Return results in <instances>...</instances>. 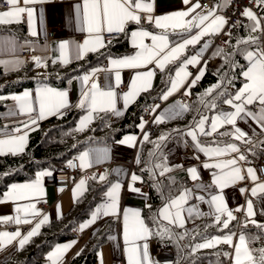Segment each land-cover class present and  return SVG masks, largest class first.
<instances>
[{
	"label": "snow or ice",
	"instance_id": "obj_1",
	"mask_svg": "<svg viewBox=\"0 0 264 264\" xmlns=\"http://www.w3.org/2000/svg\"><path fill=\"white\" fill-rule=\"evenodd\" d=\"M9 7L5 11H0V24L21 23L26 16L27 22L30 26V35L36 36L37 31L35 27V13L36 9L31 5L41 4L44 0H3ZM182 3L186 7L183 10L173 11L168 14H162L159 16L154 15L155 12V0H83L82 4H77L76 11L78 19L81 21V31H87L89 33L88 39L84 40L82 44L70 42L64 40L59 43L58 50L60 53L59 59L62 63L68 64L71 59L80 60L88 52H100L101 49H105L111 44L112 40L117 39L120 34L129 35L126 32V28L130 23L139 25L141 23V13L145 14V22L149 24H155L156 27L164 30L162 34H153L143 28H138L130 33L132 44L138 50L132 54L119 58H112L110 63L114 69H117L116 84L121 83V75L119 69H132L135 70V76L131 80L129 90L123 93L124 107L130 103H134L135 99L141 92H147L152 87V78L155 76V69L148 68V65L155 64L159 69L163 70L167 64L180 61L177 70L175 71V78L170 80V87L166 92L162 94L163 100H168L169 96L179 91L186 82L189 86H194L199 80H201L206 71L207 62L197 69L198 74L190 82L187 80L192 75L187 71L189 65H200L203 59V53L207 51L211 41L206 42L196 54L181 60V56L185 54L189 46L197 45L201 39L205 36H212L217 33L223 32L225 25L228 24V20L223 15H217L218 7H225L231 3V0H220V4L213 6L211 9H206L203 14L197 12V9H202L200 0H182ZM255 4L258 7H264V0H255ZM22 5V6H21ZM242 15L253 21L251 31L255 32L260 30L264 32V28L261 27V20L264 17H257L256 13L251 8H245ZM176 32L177 34L189 33L187 38H183L181 42L170 44L168 39V30ZM195 30V34H191ZM230 35V33H229ZM151 38L152 44L148 45L144 43L145 38ZM14 45V41L12 42ZM227 43V42H226ZM237 44L258 45L255 51H246L245 59L248 61L246 70H242L241 74L245 78V81L241 88H239L234 95L227 96L223 103L231 106L234 111L222 112L218 114L210 123V129L206 130L205 124L208 122V118L202 116L196 123L195 129L188 132V135L193 140H197V129L200 134L205 136H211L218 131V128L224 125L233 126L231 132H221L220 135L233 136L237 141H243L244 144H251V137L248 133L242 131L239 127H236L237 119L244 120L251 118L254 120L261 129H264V46H259V37L249 36L247 40H239ZM71 45V46H70ZM2 50V49H0ZM103 55V53H101ZM111 54L109 53V56ZM214 56L223 55V49H217ZM234 53L228 54L225 58V62L229 63L231 67H242L231 60ZM37 67H47V58L40 56H33ZM25 63L22 60L3 61L0 60V64L13 65L14 67H20ZM56 63V60H53ZM140 69H147L146 71H139ZM100 71H108V69H93L91 73L85 74L81 77L82 82L91 81V87L87 91H82L80 101L75 107L86 109L87 115L81 118L77 131H83L95 118L93 113L97 115L100 112H111L113 115L119 117L123 115V112L116 107V101L118 93L115 88L108 84L106 90H102L94 77L96 73ZM221 82H224V77H221ZM71 83V81H69ZM228 84L232 81L228 80ZM221 87L218 83L206 90L205 95L211 94L215 89ZM224 91L219 92L218 96H225ZM5 99V97H0ZM11 99L19 102L20 111L26 114L35 113V118L30 119L27 122H21L20 126H17L13 133L6 134V139H0V155H18L24 152L28 139V131L35 130L33 126L38 125V121L46 119L48 116H55L64 114V110L71 107L68 100L67 91H57L49 87H41L37 90L35 97L38 100V107L33 106V94L30 91H25L21 95L12 96ZM259 105V110L253 112L248 109L249 105ZM178 107L171 109H165L164 112L156 117V122H163L166 118L172 119L177 115H182L184 111L188 110V105L177 102ZM160 106L154 105L152 111H155ZM212 108L216 107L215 102L211 104ZM144 123L142 122L139 127L143 129ZM264 134V132H262ZM145 141L148 140V135L143 136ZM161 141L166 139L165 136L159 138ZM137 137L128 136L121 140L120 144H130L135 146ZM198 143V142H197ZM261 143H264L262 141ZM202 152H205L209 157H221L231 153H237L236 157L218 161L214 164H204L205 168H217L221 170V174L214 179L215 185L218 186L219 192L212 195L208 204L214 206L210 213H203L195 206L185 208L188 200L192 196L191 189H184L180 194L174 198L167 199L163 208L153 215L152 222L157 225L156 229L150 228L148 223L141 216L140 210H128L123 214V231L124 241L127 247L128 264H153L148 254V244L146 242L152 236L164 238H171L173 233L170 227H165L160 230L161 221H167L169 225H175L177 227H184L185 219L184 213L186 212L189 217L212 215L214 217V223L220 225L222 229H228L231 221L236 219L233 214V210H229L224 199L223 190L231 185L236 184L238 181L245 179V174L252 181H257L259 177L256 174V169L248 167L242 169L240 162L246 161L247 157L240 152V148L236 143L227 144L225 147H202ZM251 150V149H249ZM89 152L82 153L78 159L80 166L91 167V161L89 160ZM107 156V150H105V157ZM100 155L96 156V161L99 162ZM139 162V161H137ZM71 161L69 164L71 165ZM157 168H163L160 175L165 172L171 171L170 168L163 165H156ZM227 169V171H225ZM151 171V170H149ZM191 175L192 180L199 179L197 169L195 167L187 169ZM50 171H42L37 174V179L31 183L25 184H13L6 194V200L23 201L28 200L36 195H43L44 189L42 187L41 178L44 176H50ZM96 177L94 176L93 179ZM107 178V173L99 176L101 181ZM155 173L153 172V179ZM143 182V178L135 173L131 174V182L133 186L129 187V191L132 193H138L142 196H146L140 188L135 187L136 182ZM85 181L81 180L80 184L83 185ZM159 191V185H153ZM79 187V186H78ZM202 187V185H197ZM122 189L120 182H116L110 185L109 191L106 196L111 200L110 204L101 205L92 214L91 218L84 224L80 225V230L88 228L94 224L96 220L102 216L118 215V201L119 193ZM61 191L63 189H60ZM242 192L248 191V189H241ZM258 193H264V183L256 184L251 188V195L257 196ZM161 195L163 193L161 192ZM203 201L204 197H198ZM147 208H151V204H146ZM105 209H110L105 210ZM243 208H238L235 211H242ZM16 212L17 216L12 217H0V221H14L16 224L31 223L27 218L21 219L19 214L23 213L26 217L28 214L37 216L39 213L35 209V204H17ZM131 213V219L129 216ZM255 212L253 210V203L251 200L247 201L246 217H253ZM221 217H226L221 220ZM49 222V217L45 215L26 235L21 234L19 230L14 233L0 232V249H2L6 243L11 244L13 241H17L20 249L29 243L32 237L39 234V230L43 224ZM255 225L258 228H264V224H257L252 219L245 220L244 227L248 226V223ZM187 235V233H185ZM235 232H230L223 237H213L210 240H206L204 243H199L195 246L196 249L215 247L220 243L228 244L234 248V255L231 253H223L225 256L232 258L233 264H264V248L250 249L248 247L249 239L241 232L238 236L237 243L233 244V238L236 237ZM253 241L258 240L259 237H252ZM75 241L72 242L74 244ZM72 244L58 245L54 252L48 254L49 259H53V264L59 260L61 255L67 252L72 247ZM255 253V255H254ZM79 255V253H77ZM158 264V262H156Z\"/></svg>",
	"mask_w": 264,
	"mask_h": 264
},
{
	"label": "crops",
	"instance_id": "obj_2",
	"mask_svg": "<svg viewBox=\"0 0 264 264\" xmlns=\"http://www.w3.org/2000/svg\"><path fill=\"white\" fill-rule=\"evenodd\" d=\"M192 2L195 3V0H192ZM82 3H83V0H44V2L41 4L31 5L32 7L36 9L35 27H36L37 35L36 36L30 35V26L27 22L26 16L24 17L21 23H25L29 38L21 39L18 36L10 32H0V49H2L0 50V60L14 61V60L19 59L27 63L28 61L34 62L32 60L33 56H40L42 58H47V64L48 62H53V60H56V62L62 63L59 59L60 53L58 50V45L60 42L64 40H68L70 42L82 44L84 40L88 39L89 37V33L86 30L81 31L82 24H81V21L78 19L76 7H75L77 4H82ZM200 3H201V0H200ZM211 3L212 5L209 8L202 7V9H197V12H200L201 14H203V12L206 9H211L213 8V6L220 4V0H211ZM8 7L9 6L6 3H4L3 0H0V11H5L8 9ZM186 7L188 6H185L182 3V0H155V12L153 14L156 16H159L162 14L171 13L173 11L183 10ZM226 7L227 6L222 7V8L218 7L217 15H223L227 19L226 14H225ZM260 8L262 9L264 7H260ZM257 17H261V16L257 15ZM11 24H16V23H11ZM129 25H132L130 33L132 31L137 30L138 28H143L149 32H152L153 34H162L164 32V30L156 27L155 24H149L145 21L141 22L139 25L135 23H130ZM261 27L264 28L262 23H261ZM258 31L260 32V30H257V32ZM51 33L53 34L51 35ZM191 34H195V30H193ZM188 35L190 34L183 33L181 35V34H177L176 32H172L170 29L168 30V39L170 41V44L172 45H174L175 43L181 42V40L183 38H187ZM209 40L211 41L210 46L207 49V51L203 53V59L201 60L200 65H189L187 68V71L192 73V75L187 78L189 82L192 79H194V77L198 74L197 69L203 66L205 61L207 62V64L214 63L216 61L215 59L211 57L213 48L216 45H222V44L221 43L215 44L213 43L210 36H205L203 39H201V41L197 45L189 46L184 54V56H187V57H190L196 54L197 52H199L200 48ZM13 41H14V45L12 43ZM144 43L151 45L152 44L151 38L150 37L145 38ZM129 44L132 47L131 53L122 55V56L108 57L104 61L103 64L99 66H94L91 69L69 80L71 81V83L68 82V84L65 87H58L56 85H51V84H39L33 87L23 88L15 93H12L9 95H3L0 97H8L11 99L12 96L21 95L25 91H30L33 94V106L38 107V100H36L35 97L37 95V90L39 88L49 87L57 91H67L68 100L70 102V105L72 106L64 110V114H65L71 108L75 107V105L80 101L82 91H87L91 87V81L82 82L81 77H83L85 74L91 73L92 70L96 68L108 69V71H100L96 73V77H94V79L97 80L99 87L102 90H106V86L108 84H111L115 88L116 92L118 93L116 107L117 109L121 110L124 115L128 107L133 103H130L127 106V108H125L124 100H123V93L129 90L131 80L135 76V70L119 69L120 75H121V83L117 85L116 76H115L117 69H114L112 67L110 60L112 58H119V57L134 54L138 49L133 46L130 34H129ZM259 46H264V32H262V36H260ZM26 47H29L35 51V53L31 57H27L23 54V50ZM257 47L258 45H254L248 51H255ZM243 58L245 61L244 70H246L248 61L245 59V55ZM74 60L75 59H71V61H74ZM170 64L171 63L167 64L163 70L159 69L155 64L148 65V68L155 69V76L152 78V87L147 92H151L158 88L159 82L161 81L162 74L169 67ZM22 66L14 67L11 64L9 65L0 64V68L4 69L5 71H14V70L21 68ZM177 67L173 71L171 79L175 78V71L177 70ZM36 69L38 72H41V73H45L46 71V67L36 66ZM146 70L147 69H140L139 71H146ZM100 78H102V85H100V80H99ZM169 87H170V82H169L168 87L161 93V95L158 98H161L162 94L166 92ZM192 87L193 86H189V83L186 82L185 85L179 89V91L169 96L168 100L165 101L161 98L162 102L158 104L160 107L157 108L155 111H152L151 113V120H152L153 125L157 126L158 124L163 123L165 121L183 118L186 115L187 111H184L182 115L175 116V118H172V119L166 118L163 122H160V123L156 122V117H159L164 112L165 109H171L173 107H178L177 102L187 105V101L191 98ZM147 92H141L140 95L143 93H147ZM140 95L135 99V101L140 97ZM11 101L14 102V106L3 112H0V118L4 119L5 122L8 124L0 128V139H6L7 138L6 134L13 133L14 129L17 126L21 125L20 123V125L14 126L12 125L13 122L19 119H23L22 122H27L30 119L35 118V115H36L35 113L26 114V113L21 112L19 108V102L13 99H11ZM154 105H157V104H154ZM79 109H82V108H79ZM248 109L253 112H257L259 110V105H255V104L249 105ZM229 111H234V109L231 106L227 105L226 108L214 112L209 122L205 124L206 130L210 129L211 121L218 114L222 112H229ZM87 114H88L87 110L83 109V113L80 115L77 121V128L79 127L81 118H83ZM123 115L117 117L112 114V118L118 119L122 117ZM55 116H60V115H55ZM93 116H95V113H93ZM50 117H53V116H48L47 118H50ZM46 119L38 121V125L33 126L34 129L35 130L38 129L41 123ZM142 122H146V121L141 119L139 125ZM195 127L196 125L193 127L178 131L175 134L171 135L164 142L161 148V151L165 155V159L167 161V168H170L171 171L165 172L163 175L168 179L170 183L181 185L179 192L171 198L178 196L180 192L183 191L184 189H191L192 196L184 207L187 208L190 206H195L198 208L199 211L203 213H210L213 210L214 206H210L208 204V200H210L212 195H215L219 192V188L217 185H215L214 179L216 176L221 174V170L217 168H205L204 164L206 163L214 164L218 161H223L226 159L236 157L238 154L231 153V154H227L221 157H209L205 152H202L200 148L202 147H205V148L221 147L223 148L227 144L236 143L238 147L240 148V152L243 153L247 157L246 161L240 162V166L242 167V169H247L248 167H252L255 169L254 162L257 160L258 156H260L259 153L261 152L264 153V143H261L262 141H264V134H262V132H264V129H261L260 126L251 118H246L244 120L237 119L236 127H239L242 131L248 133V136L251 137V141H252L251 144H244L243 141H237L234 139L233 136H229V135H222L223 137H226L229 139V141L227 142L208 143V142H203L201 140L202 134L199 133L198 129H197V140H193L192 137L188 135V132L192 129H195ZM232 128L233 126L224 125L223 127L218 128V131L216 133L231 132ZM32 131L34 130L28 131L27 143L29 140V134ZM150 133L151 131L147 129L146 123H144L143 129L139 127V131L137 133L125 134L119 140L111 144L96 143V144H92L88 146L87 148L83 149L78 154H76V156L79 157L82 153L86 151L89 152L90 154L89 160L91 161V167H83V168L81 167L82 171L85 172L87 175L77 178L76 180L72 182L69 188L63 189L62 191L58 188H55L53 185L46 183L45 176H44L41 178L42 187L44 189L43 195H36L34 197H31L28 200H23V201L6 200L5 198L6 194L9 192L13 184L31 183L37 179V174L39 172L49 171L48 169L39 170L35 174V176L31 179H27L21 182H14L10 184L9 187L0 195V217L17 216L18 213L16 212V206L18 203L19 204H29V203L35 204V209L39 213V215L32 216L31 214H28L25 217L23 213L19 214L22 220L27 218L28 220L31 221V223L16 224L14 221H6V222L0 221V232L14 233L17 230H19L23 236V235H26L41 219H43L45 215L49 217V222L60 218L63 214H65L72 207V205L77 200V198H79L86 191L88 177L96 169L104 168L105 170L103 174L107 173L106 179L108 178L112 179L111 184L120 182L122 185V189L119 193L118 215L116 216L114 215L102 216L101 215L94 224L90 225L88 228L81 231L80 225L88 221L91 218V215H90V217H88L85 221H83L77 228L78 233H79L78 236L75 237L73 240L63 241V242L56 244L54 247H52L47 252L46 259L42 264H53V260H55L56 258L54 257L53 259H49L48 254L50 252H54L58 245L72 244V242L75 241V243L72 244V247L68 249L67 252L63 253L61 257L59 258V260L56 261V264H70L72 258L75 255H77V253L82 251L83 247L85 246L88 240H90L94 235H96L97 232L101 228L105 227L109 219H112L113 223H112L110 232L107 234L105 238V241L98 249L97 261L95 262V264H128V258H127L128 257V253H127L128 246L125 244V241H124L123 214L125 211H128V210H132V211L140 210L141 216L144 219L143 209L146 206V204H149L150 202V193H149L148 185L146 183L144 176L141 173H139L137 169V166L139 163L137 161H140L141 148H142V144L145 141L143 139V136L147 134L149 137ZM128 136L137 137V140L134 142L135 146H132L130 144H120L119 143L121 140H123L125 137H128ZM105 150H107L106 157H105ZM97 155H100L101 157L99 162L96 161ZM193 167L197 169V173L199 176V179L197 180H192L190 173L187 171V169H190ZM225 171H227V169H225ZM132 173H135L143 178V182L138 181L135 183L134 186L137 188H140L143 193L147 194L146 196H142L138 193H132L129 191V187L133 186L131 182ZM81 180L85 181L83 185L80 184ZM259 183H264V180L258 179L257 181L254 182L249 177H247V175L245 174L244 180L238 181L236 184L231 185L223 190L224 199L226 201L228 209L233 210V214L236 216V219L243 221V223H245L246 219L248 221L254 219L256 222H258L257 215L264 216V193H258L257 196L251 195V188L255 187L256 184H259ZM197 185H202V187H197ZM109 187L106 190V193L109 191ZM241 189H248V191L242 192ZM200 196L204 197L203 201L198 199V197ZM248 200H251L253 203V210L255 212V215L253 217H246ZM40 202H43L45 206L44 207L40 206L39 205ZM110 203H111V200L106 196V199L104 201L98 203L95 206L93 212L101 205H107ZM164 204L160 207V209L163 208ZM238 208H243V210L235 211ZM105 210L110 211V209H105ZM183 215L185 219V224H184L183 229H185L186 231L190 233L193 232L198 227L200 222L205 217H213L212 215L189 217L186 212ZM129 216L131 219V213H129ZM224 218L226 217H221V220H223ZM164 222L169 224L167 221H164ZM171 226H175V225H171ZM178 228H181V227H178ZM235 233L237 235L236 237L233 238V244L237 243L240 232H235ZM227 234L229 233H225L222 235H215L213 237H223ZM213 237L206 239V240H210ZM4 239H5V245L2 249H0V263L3 261L9 260L14 255V253L19 249V246H18L19 238L17 239V241H13L11 244H7L6 238ZM206 240L202 241L201 243H204ZM143 242H146L148 244V254L153 264H156V262H158V264H169L173 260L175 253L172 247L158 246L156 240L153 237H150L149 239H147V241H142L141 243ZM219 245H226L228 248L227 253H231L234 255L233 247H230L228 244H224V243H220L216 245L215 247ZM228 257L230 259L229 264H233L232 258L230 256ZM202 264H215V263L211 261H207Z\"/></svg>",
	"mask_w": 264,
	"mask_h": 264
},
{
	"label": "trees",
	"instance_id": "obj_3",
	"mask_svg": "<svg viewBox=\"0 0 264 264\" xmlns=\"http://www.w3.org/2000/svg\"><path fill=\"white\" fill-rule=\"evenodd\" d=\"M260 16L264 17V8H260ZM261 23L264 27V19L261 20ZM252 24L251 20L248 23H239L227 32L225 43L216 45L213 48L211 57L216 61L206 65L203 78L191 89V98L187 101L188 110L186 115L181 119L158 124L150 133L148 140L142 144L137 169L144 176L149 188L151 208L144 207L143 217L150 228H157V225L152 222L153 215L158 212L167 199L177 194L181 187L180 184H172L164 175H160L163 168H157L156 165L167 167V161L161 148L171 135L195 126L202 116L207 117L209 122L214 112L227 107L223 100L229 95H234L245 82V78L241 74L242 70L245 69L243 57L245 52L254 45H238L237 41L247 40L249 36H252ZM131 28L132 25H129L126 32L130 34ZM0 32H10L21 39L29 38L25 23L0 24ZM260 36H262V32L258 31L252 37H259L260 39ZM217 49H223V55L214 56L213 53ZM131 51L129 35L121 34L117 39L112 40L107 48L101 49L100 52H89L83 59L74 60L68 64L48 62L45 73L38 72L32 61H28L21 68L14 71H5L0 68V96L9 95L23 88L39 84L65 87L69 80L94 66L103 64L108 57L126 55ZM230 53H234L231 60L242 67L233 68L225 62V58ZM184 57L183 55L180 59L183 60ZM179 63L180 61L172 62L163 72L158 88L141 94L128 107L126 113L118 119H113L111 112H100L98 115L95 113L93 122L83 131H77V121L83 113V109L73 107L62 116H53L44 120L38 129L29 134V140L23 153L0 155V195L10 184L31 179L39 170L60 169L67 159L92 144H111L125 134L137 133L145 108L152 105L168 87L173 71ZM221 77H224L223 83ZM228 80H231L232 83L228 84ZM218 83L221 84L220 88L215 89L211 94L205 95L207 89ZM225 89H227L225 96L217 95ZM212 102H215V108L211 107ZM13 106L14 102L10 98L0 99V112ZM22 121L23 119L16 120L12 125H20ZM6 125L8 124L5 120L0 118V128ZM161 136H165L166 139L161 141L159 139ZM201 140L208 143L229 141L219 132L211 136L202 135ZM259 154L264 155L262 152ZM153 172L155 173L154 179ZM94 176L91 174L88 177L86 191L77 198L65 214L44 224L39 230V234L32 237L23 249L19 248L9 260L0 264H42L46 259L47 252L52 247L60 242L73 240L75 238L74 230L90 217L98 203L106 199V190L112 182L111 178L101 181L96 176L93 179ZM155 184L159 185V191L153 186ZM161 192L163 195H161ZM257 220V224H264L263 215H257ZM112 223L113 220L109 219L105 227L101 228L96 235L87 241L79 255L77 254L72 258L70 264H95L98 249L110 232ZM243 225V221L236 219L229 224L228 229H222L220 225L214 223V217H205L198 227L190 233L183 228L171 226L162 220L160 230L170 227L173 233L172 237H152L156 240L158 246L173 248L175 255L169 264H202L207 261L215 264H229V257L223 255V253L228 252L226 245L202 249H196L195 246L215 235L243 232L249 239L250 249L264 248V228H258L251 223L247 227ZM257 236L259 237L258 240L253 241L251 239Z\"/></svg>",
	"mask_w": 264,
	"mask_h": 264
},
{
	"label": "built area",
	"instance_id": "obj_4",
	"mask_svg": "<svg viewBox=\"0 0 264 264\" xmlns=\"http://www.w3.org/2000/svg\"><path fill=\"white\" fill-rule=\"evenodd\" d=\"M201 3L202 6H206V8H209L212 5L211 0H201ZM245 8H251L252 11L256 13V15L260 14V7L255 4V0H231V3L227 5L225 10L228 24L225 25L223 32L210 36L213 43L224 44L227 39V32L232 27L236 26L239 23H248L250 21L249 18L242 15V12ZM144 17L145 14L142 13L141 22L145 21ZM52 34L53 33H51V35ZM34 53L35 51L29 47H26L23 50V54L27 57H31ZM99 80L100 85H102V78H100ZM161 102V98H157L152 105L145 108L141 116V119L146 121L147 129L151 132L155 128L151 120L152 106ZM69 161L72 162L71 165L69 164ZM254 166L259 179L264 180V155L258 156L257 160L254 162ZM104 170V168H98L92 174L99 178V176L103 174ZM49 171L52 173V175L45 176V181L46 183L51 184L58 189L69 188L74 180L87 175L85 172L82 171L80 161L76 155L67 159L60 169ZM39 205L42 207L45 206L43 202H40ZM78 234V230L75 229L74 236L77 237Z\"/></svg>",
	"mask_w": 264,
	"mask_h": 264
},
{
	"label": "rangeland",
	"instance_id": "obj_5",
	"mask_svg": "<svg viewBox=\"0 0 264 264\" xmlns=\"http://www.w3.org/2000/svg\"><path fill=\"white\" fill-rule=\"evenodd\" d=\"M256 32H257V31H255V32H252V33H251V35H252V36H254V34H255Z\"/></svg>",
	"mask_w": 264,
	"mask_h": 264
},
{
	"label": "bare ground",
	"instance_id": "obj_6",
	"mask_svg": "<svg viewBox=\"0 0 264 264\" xmlns=\"http://www.w3.org/2000/svg\"><path fill=\"white\" fill-rule=\"evenodd\" d=\"M144 24V23H143ZM245 32V31H244ZM242 34V33H241ZM237 41V40H236ZM229 43V42H228ZM217 58V57H216ZM209 62V61H208ZM256 160V159H255ZM164 181V180H163Z\"/></svg>",
	"mask_w": 264,
	"mask_h": 264
}]
</instances>
